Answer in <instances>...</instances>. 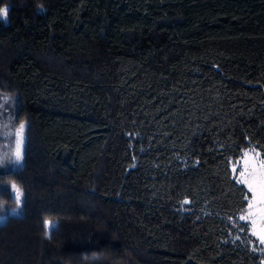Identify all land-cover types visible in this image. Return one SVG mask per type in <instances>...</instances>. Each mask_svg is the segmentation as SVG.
<instances>
[{
    "label": "trees",
    "instance_id": "obj_1",
    "mask_svg": "<svg viewBox=\"0 0 264 264\" xmlns=\"http://www.w3.org/2000/svg\"><path fill=\"white\" fill-rule=\"evenodd\" d=\"M4 8L0 264H263L232 163L264 159V0Z\"/></svg>",
    "mask_w": 264,
    "mask_h": 264
},
{
    "label": "snow or ice",
    "instance_id": "obj_2",
    "mask_svg": "<svg viewBox=\"0 0 264 264\" xmlns=\"http://www.w3.org/2000/svg\"><path fill=\"white\" fill-rule=\"evenodd\" d=\"M3 14L6 15V12ZM20 128L23 129L24 125L21 124ZM243 158H248L247 152L244 153ZM22 160L23 154L17 152L15 163H20ZM233 171H236L235 166H233ZM236 181L244 185L246 192L243 199L247 201V206L241 209L242 214L238 217L239 220L245 221L240 230L243 231L247 228L251 236L256 237L259 244L264 245V161L260 162L258 169L253 167L246 170L241 166ZM13 188L16 191V202L19 204L23 192L16 185H13ZM253 201H256L259 207L254 205ZM184 203H188V201H184ZM230 219L232 218L230 217ZM45 225L46 227L53 226L50 221H45ZM260 250L264 251V248Z\"/></svg>",
    "mask_w": 264,
    "mask_h": 264
},
{
    "label": "rangeland",
    "instance_id": "obj_3",
    "mask_svg": "<svg viewBox=\"0 0 264 264\" xmlns=\"http://www.w3.org/2000/svg\"><path fill=\"white\" fill-rule=\"evenodd\" d=\"M4 12H7V8H4L2 10V15L1 16H6V15L3 14ZM20 151L22 152V146L20 144H18L16 153L20 152ZM247 153H248V158L247 159H244L243 158L244 156H243L240 160L234 161L232 163V170H233V166L236 167V171L235 172L233 171L235 177H237L239 169H240L241 166H243L246 170H250L253 167L258 169L260 162L264 161V159L260 156V154L258 152H256L255 150L247 151ZM12 189H13L14 196L16 198V191H15L14 188H12ZM253 204L257 205V202L253 201ZM21 205H22V197L20 198V203L17 204L15 208L7 210L4 215L0 216V223L4 222V220L6 219V215H8V214H19ZM257 207H259V206L257 205ZM263 264H264V261H263Z\"/></svg>",
    "mask_w": 264,
    "mask_h": 264
},
{
    "label": "clouds",
    "instance_id": "obj_4",
    "mask_svg": "<svg viewBox=\"0 0 264 264\" xmlns=\"http://www.w3.org/2000/svg\"><path fill=\"white\" fill-rule=\"evenodd\" d=\"M40 10L46 11V9H43V8H41ZM0 23L7 24L8 23L7 17L6 16H0Z\"/></svg>",
    "mask_w": 264,
    "mask_h": 264
}]
</instances>
